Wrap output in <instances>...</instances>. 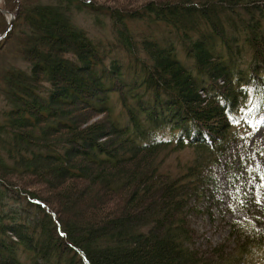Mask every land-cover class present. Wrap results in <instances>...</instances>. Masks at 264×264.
I'll return each mask as SVG.
<instances>
[{
  "label": "trees",
  "instance_id": "trees-1",
  "mask_svg": "<svg viewBox=\"0 0 264 264\" xmlns=\"http://www.w3.org/2000/svg\"><path fill=\"white\" fill-rule=\"evenodd\" d=\"M1 8L15 18L0 39V264H244L256 238L200 242L192 215L264 115V0ZM186 147L184 166L162 168Z\"/></svg>",
  "mask_w": 264,
  "mask_h": 264
},
{
  "label": "rangeland",
  "instance_id": "rangeland-1",
  "mask_svg": "<svg viewBox=\"0 0 264 264\" xmlns=\"http://www.w3.org/2000/svg\"><path fill=\"white\" fill-rule=\"evenodd\" d=\"M92 1L95 4L110 5L113 8H123L124 6L130 9L142 2L151 0ZM1 12L6 22L14 14L2 8ZM2 17L0 16V24L3 26L4 21ZM73 22L77 27L88 31L96 40L101 39L104 42V40L110 38L108 36L109 29L105 24H96L97 21L86 11H75ZM139 26L140 24L136 25V27ZM144 28L141 27V29ZM141 29L138 28L140 32ZM149 33L154 34L153 31ZM155 33L161 35V30L159 29ZM135 34L142 35L139 32ZM9 43L8 39L0 42V56L6 51V46ZM11 59L13 60V57ZM2 104V95L0 94V109ZM64 106L70 108L73 104L66 103ZM79 106L78 103L75 104L73 109L77 107L78 110L76 114L74 112L72 115L75 118L79 116V120H84L85 118L82 119L84 111L79 109ZM70 119L74 120L72 116ZM262 120H264V115L258 117L256 128L249 133L243 134L228 149L226 155L221 156V158L219 157L218 165L214 169L219 176L220 188L218 191H214L213 188L208 189L201 203L202 210L192 215L193 224L197 229L198 240L200 242L211 241L214 244L221 243L232 230H239L242 234L256 238L257 242L249 246L244 264H264V124H260ZM190 157L191 152L188 147L175 151L167 157L165 165L162 168L166 170V167L169 165L171 169L178 170L181 166H184ZM228 167L232 168L233 171L227 172L226 169ZM35 187L38 193L43 189L42 186ZM203 209H206V212ZM232 246H234V243H232Z\"/></svg>",
  "mask_w": 264,
  "mask_h": 264
},
{
  "label": "water",
  "instance_id": "water-1",
  "mask_svg": "<svg viewBox=\"0 0 264 264\" xmlns=\"http://www.w3.org/2000/svg\"><path fill=\"white\" fill-rule=\"evenodd\" d=\"M14 18H15V15L13 14V15L10 17V19L8 20V26H7L6 29L0 34V39H1L2 37H4V35H5V34L8 32V30L11 28V26H12V22H13Z\"/></svg>",
  "mask_w": 264,
  "mask_h": 264
},
{
  "label": "snow or ice",
  "instance_id": "snow-or-ice-1",
  "mask_svg": "<svg viewBox=\"0 0 264 264\" xmlns=\"http://www.w3.org/2000/svg\"><path fill=\"white\" fill-rule=\"evenodd\" d=\"M260 124H264V120L260 121ZM250 126H252V125H250Z\"/></svg>",
  "mask_w": 264,
  "mask_h": 264
}]
</instances>
